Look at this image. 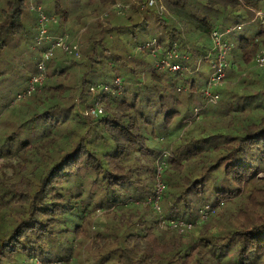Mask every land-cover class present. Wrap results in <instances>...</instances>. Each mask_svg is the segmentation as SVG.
I'll return each mask as SVG.
<instances>
[{
	"label": "trees",
	"instance_id": "16d2710c",
	"mask_svg": "<svg viewBox=\"0 0 264 264\" xmlns=\"http://www.w3.org/2000/svg\"><path fill=\"white\" fill-rule=\"evenodd\" d=\"M148 1L0 0V68L15 75L25 46L32 76L46 51L35 9L69 44L88 27L78 58L53 49L42 86L0 94V264H264V0ZM238 24L207 104L210 34ZM151 40L188 55L189 72L158 70Z\"/></svg>",
	"mask_w": 264,
	"mask_h": 264
},
{
	"label": "built area",
	"instance_id": "2783aa9c",
	"mask_svg": "<svg viewBox=\"0 0 264 264\" xmlns=\"http://www.w3.org/2000/svg\"><path fill=\"white\" fill-rule=\"evenodd\" d=\"M154 4V0H149L148 5L152 6ZM119 8V6H117ZM34 9V8H33ZM38 12V35L36 37L37 44H40L43 41H52L51 45L46 47V51L42 53L41 58L36 66V74L31 77L29 80L28 88L18 96V98H22L26 95H30L37 87L42 86L45 76H46V60L50 57L53 49L55 47L61 48L65 53L72 54L79 57L80 51V42H76L75 44L67 43L68 35L67 33H63L57 36H51L47 33L48 23L51 21L56 23L55 17H48L40 8L35 9ZM260 20L264 22V12L256 11L254 13L253 21ZM243 24H238L234 27H229L225 30H213L210 34L211 39V53L208 56L210 62V74L206 81V85L202 89V95L207 104H215L219 99V94L216 91V88L221 84L224 79L227 70L230 67V62L228 60V53L231 50L232 45L225 38L230 32L235 29H240ZM141 48H145L150 50L151 55L155 59V67L158 70H167L172 73H178L183 75L185 71L189 72L185 63L189 60L188 55H181L175 47L162 50L161 46L156 43V40H151L144 44ZM255 64L258 68L264 69V47L257 53L255 56ZM198 68V67H197ZM117 84H120V80L115 79ZM90 111L95 114H101L102 108L99 103L94 104ZM200 111L199 107L194 108V114H197ZM164 161L161 164H158L157 168V182L155 185V193L156 198L154 200L157 209L160 211L158 206V200L162 195L163 185L160 180V174L162 172ZM210 210L209 205H206L203 209H201L199 217L203 219L207 212ZM163 227L169 225L170 227H184L186 223L177 218L174 220H165L162 222ZM190 226V225H188Z\"/></svg>",
	"mask_w": 264,
	"mask_h": 264
},
{
	"label": "rangeland",
	"instance_id": "374dc122",
	"mask_svg": "<svg viewBox=\"0 0 264 264\" xmlns=\"http://www.w3.org/2000/svg\"><path fill=\"white\" fill-rule=\"evenodd\" d=\"M120 9H125V7L120 6ZM42 11L45 12L44 10H42ZM123 11H121V12H123ZM46 15L48 17L52 16V14H49V13H46ZM36 22L38 23V16H37V19L33 16L32 26H34ZM56 28H57V32H55ZM31 30H33V36L36 35V31H37V35H38V33H39L38 27H36L35 29L31 27ZM62 30L63 29H61L57 23H53L51 21L48 23L47 33L49 35H51L53 37L60 35L63 32ZM84 30H86V31H84ZM65 31H67V30H65ZM85 32H88V27H87V29H85V28L74 25L73 26V35L70 34V37L72 40L79 41L81 46H83V41H84L83 36H84ZM51 43H52V41H43L40 44H37L36 39H35V46L36 47L45 48V47L50 46ZM29 46L30 45L28 44L27 46H25L22 49L23 50L22 51V53H23L22 54L23 55L22 56L23 68L18 73V75H15L16 70H14L12 66H8L9 65L8 63L5 66H3L2 68H0V94H1L2 99L7 98L8 96L14 97L15 95H17L19 92L23 91L28 86L29 79L32 76V74L35 72V62H34L33 58L37 53V50L33 51L32 49L29 48ZM16 56L17 55L14 54L13 51L10 52L7 56L8 57L7 61L9 63L14 61ZM207 62H205V61H203L202 63L200 62V65H199V68H201V71L203 72V77H202L203 80L202 81H206L208 79L209 74H210V66L208 65ZM46 70L48 71V68ZM0 101H1V99H0ZM3 103H4V101L0 103V111L2 109Z\"/></svg>",
	"mask_w": 264,
	"mask_h": 264
}]
</instances>
